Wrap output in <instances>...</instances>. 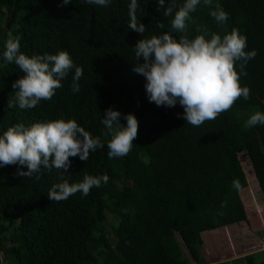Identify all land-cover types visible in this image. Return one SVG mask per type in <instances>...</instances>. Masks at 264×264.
<instances>
[{
    "label": "trees",
    "instance_id": "16d2710c",
    "mask_svg": "<svg viewBox=\"0 0 264 264\" xmlns=\"http://www.w3.org/2000/svg\"><path fill=\"white\" fill-rule=\"evenodd\" d=\"M130 2L111 0L103 7L83 0L66 6L62 0H0V135L17 123L63 118L75 119L104 142L87 161L70 157L67 173L44 170L40 180L17 176L18 165L0 167V254L9 257L7 264H264L263 251L214 263L202 256L203 231L247 220L241 190L250 180L243 156L264 196V125L244 127L252 114L264 112V0H213L229 14L223 26L203 0L190 14V39L201 34L197 28L222 37L236 28L247 37L246 51L258 52L246 66L248 75L241 77L250 99L241 97L199 127L187 124L178 103L149 102L145 78L133 71V47L142 36L128 28ZM137 4V17L146 25L143 38L170 29L172 17L163 15L166 8L157 11L158 0ZM160 22L164 29L157 27ZM8 32L20 37V50L28 56L67 51L83 69L80 91L71 90L73 69L51 100L32 109L8 108L13 83L25 75L3 60ZM173 35L178 39L181 34ZM109 107L121 112L122 124L128 113L139 122L125 157H108L111 137L103 135L101 121ZM105 173L108 182L88 196L78 192L60 202L48 198L49 189L64 179L77 183L85 174ZM234 179L240 181L239 190L232 186ZM222 202L227 206L222 208ZM108 213L118 218L114 235Z\"/></svg>",
    "mask_w": 264,
    "mask_h": 264
},
{
    "label": "clouds",
    "instance_id": "9594fccd",
    "mask_svg": "<svg viewBox=\"0 0 264 264\" xmlns=\"http://www.w3.org/2000/svg\"><path fill=\"white\" fill-rule=\"evenodd\" d=\"M83 2L107 7L111 0ZM200 3L201 0H184L178 5L176 0H169L166 5V0H158L157 11L166 8L163 15L172 17L170 29L150 38H143L146 25L137 17V0H131L128 4V28L142 36L133 47V71L145 78L149 102L166 107H175L178 103L184 109L182 118L193 127L215 120L221 113L230 110L241 97L250 99V87L241 85V77L248 75L246 66L258 54L255 49L246 51L247 37L236 28L226 32L223 37L215 32L209 33L206 28H197L196 31L201 34L190 39L187 35L188 22H194L190 14ZM69 4L71 0H62L61 6ZM203 5L214 8L210 15L219 25L223 26L229 20V14L219 3L213 5V0H203ZM157 27L164 29L165 24L160 22ZM174 32L181 34L178 39ZM209 35L210 39H206ZM20 47V37L8 32L3 60L15 63L25 73L12 85L16 91L14 96H10L8 108L18 105L21 109H32L42 100H51L55 90L62 87L61 81L73 69L71 90L73 93L80 91L79 80L83 76V69L74 64L67 51L28 56L21 52ZM121 115L120 111L109 107L101 121L105 129L103 135L111 137L107 142L109 159L127 156L138 136L139 122L136 116L126 114L125 125L121 123ZM177 116L181 118V114ZM257 125H264V112L252 114L244 127ZM103 147L101 138L93 137L75 119L66 121L61 118L30 126L17 123L0 135V167L18 165L17 176L40 180L44 170L51 172L55 168L67 173L71 167L70 157L78 156L81 161H87L90 151ZM108 180L107 173L101 176L85 174L77 183L64 179L54 184L47 195L55 202L67 200L78 192L88 196L93 187L98 188ZM232 186L239 190V179H234ZM226 206L227 202H222L221 207Z\"/></svg>",
    "mask_w": 264,
    "mask_h": 264
},
{
    "label": "rangeland",
    "instance_id": "374dc122",
    "mask_svg": "<svg viewBox=\"0 0 264 264\" xmlns=\"http://www.w3.org/2000/svg\"><path fill=\"white\" fill-rule=\"evenodd\" d=\"M242 164L250 180V187L248 185L241 190L247 220L203 231L202 256L206 263L234 260L249 253L264 252V196L252 165L245 156L242 157ZM107 222L111 235H114L113 229L118 218L108 213ZM0 255L1 264H7L9 257L3 253ZM236 264L247 263L241 260Z\"/></svg>",
    "mask_w": 264,
    "mask_h": 264
},
{
    "label": "crops",
    "instance_id": "0c3cea01",
    "mask_svg": "<svg viewBox=\"0 0 264 264\" xmlns=\"http://www.w3.org/2000/svg\"><path fill=\"white\" fill-rule=\"evenodd\" d=\"M260 186V185H259Z\"/></svg>",
    "mask_w": 264,
    "mask_h": 264
}]
</instances>
